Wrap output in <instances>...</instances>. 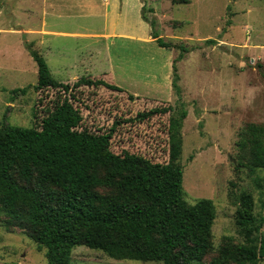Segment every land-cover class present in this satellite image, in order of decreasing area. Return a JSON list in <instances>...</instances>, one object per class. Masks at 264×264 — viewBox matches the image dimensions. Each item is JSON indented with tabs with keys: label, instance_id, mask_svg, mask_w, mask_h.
<instances>
[{
	"label": "rangeland",
	"instance_id": "obj_1",
	"mask_svg": "<svg viewBox=\"0 0 264 264\" xmlns=\"http://www.w3.org/2000/svg\"><path fill=\"white\" fill-rule=\"evenodd\" d=\"M41 9V0H0V27L6 28L0 31V125L36 126L59 93L54 88L36 89L38 68L27 43L33 42V48L47 57L59 81L74 74L87 76L80 61L89 57L88 46L95 47L96 64L90 77L122 90L103 85L74 88L72 100L81 110V126L94 132L113 128L115 153L127 150L154 162H167L172 113L145 119L136 116L155 107H183L187 112L181 129L184 196L191 204L200 198L212 199L216 209L214 248L192 264H219L214 260L226 236L233 243L244 241L236 221L240 192L253 195L254 214L258 220L264 217L260 201L261 195L264 200V167L251 172L246 165H237L241 153L237 142L243 129L248 123L264 124V0H144L142 12L156 20L160 36L175 47H162L156 41L83 36L44 42L40 32L8 30L40 27ZM130 13L134 22L137 12ZM72 21L60 24L102 31L99 16L87 18L81 12ZM178 45L189 51L176 60L182 52ZM174 63L179 92L172 85ZM256 176L262 189L255 185ZM259 234L264 235V221ZM9 262L48 264V259L46 248L37 246L28 228L8 225L0 214V264ZM71 264L164 263L114 259L101 250L76 245ZM224 264H264V259Z\"/></svg>",
	"mask_w": 264,
	"mask_h": 264
},
{
	"label": "trees",
	"instance_id": "obj_2",
	"mask_svg": "<svg viewBox=\"0 0 264 264\" xmlns=\"http://www.w3.org/2000/svg\"><path fill=\"white\" fill-rule=\"evenodd\" d=\"M142 16L158 45L177 46L160 36L155 19ZM27 47L38 68L36 89L54 88L59 93L36 126L0 125V214L6 223L28 228L37 246L46 248L48 264H71L76 245L101 250L114 259L164 264L200 261L214 248L216 209L212 199L200 198L191 204L184 196L181 129L186 110L155 107L136 116L172 113L167 162L127 150L115 153L113 128L94 132L82 127L81 110L72 98H76L74 88L82 85L122 88L90 76L73 84L59 81L32 43ZM178 47L182 52L176 60L189 51L184 45ZM178 80L174 63L172 85L177 92ZM237 143L239 166L246 165L251 172L264 167V124L248 123ZM254 182L262 189L258 176ZM260 201L264 203L262 195ZM236 221L244 241L233 243L226 236L214 261L264 259V235L259 234L264 217L257 219L254 197L248 191L239 194Z\"/></svg>",
	"mask_w": 264,
	"mask_h": 264
},
{
	"label": "crops",
	"instance_id": "obj_3",
	"mask_svg": "<svg viewBox=\"0 0 264 264\" xmlns=\"http://www.w3.org/2000/svg\"><path fill=\"white\" fill-rule=\"evenodd\" d=\"M143 5L144 0H41L40 27H30L24 30L23 27L20 26V29L15 27L14 29L9 28L8 30L20 32L21 34L40 32L39 34L44 35V37H42L44 42H51L54 38L76 36L92 39L103 38L104 40H108L109 38H128L147 42L156 41L152 36L150 24L145 21L142 16ZM132 10H135L138 15V18H135L134 22H131L130 18V12ZM81 12H84L87 18L96 16L101 17L103 19L102 31L99 33L91 28L82 29L79 25L62 26L60 24L62 20L73 22L72 18L80 16ZM51 17L54 20L52 23L48 21ZM1 27L0 31L6 30V28ZM31 43L33 45V42ZM88 51L89 57L87 60L80 62L85 65L84 70L87 72V76H92L94 74L90 71L92 69L95 70V53L97 50L90 45L88 46ZM42 55L47 59L44 54ZM46 61L48 63V59ZM78 78L80 77L74 74L71 79L61 81L69 83Z\"/></svg>",
	"mask_w": 264,
	"mask_h": 264
},
{
	"label": "water",
	"instance_id": "obj_4",
	"mask_svg": "<svg viewBox=\"0 0 264 264\" xmlns=\"http://www.w3.org/2000/svg\"><path fill=\"white\" fill-rule=\"evenodd\" d=\"M234 162H236V160L235 159H232ZM238 165V164H237Z\"/></svg>",
	"mask_w": 264,
	"mask_h": 264
}]
</instances>
